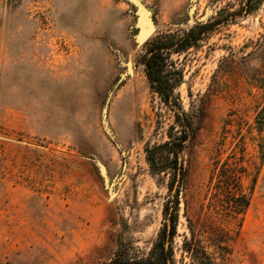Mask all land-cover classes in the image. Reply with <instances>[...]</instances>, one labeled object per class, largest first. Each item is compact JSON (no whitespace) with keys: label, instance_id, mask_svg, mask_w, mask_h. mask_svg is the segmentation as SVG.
<instances>
[{"label":"rangeland","instance_id":"374dc122","mask_svg":"<svg viewBox=\"0 0 264 264\" xmlns=\"http://www.w3.org/2000/svg\"><path fill=\"white\" fill-rule=\"evenodd\" d=\"M143 1L156 30L138 46L124 0H4L0 264H162L173 226L175 264L192 240L215 264H264V0ZM185 134L178 165L160 146ZM225 164L238 186H219Z\"/></svg>","mask_w":264,"mask_h":264},{"label":"trees","instance_id":"16d2710c","mask_svg":"<svg viewBox=\"0 0 264 264\" xmlns=\"http://www.w3.org/2000/svg\"><path fill=\"white\" fill-rule=\"evenodd\" d=\"M259 4V0H247L246 7L244 10L241 12H244L245 14H249L253 10L256 9V7ZM240 13V12H239ZM204 25L200 26L203 27ZM199 29L201 28H192L184 38L180 40V43H184V46L189 45L191 41H197L201 39V33L199 32ZM169 45H174L172 44H163L157 47L159 51H162L165 47H168ZM157 58V52H154L153 56L149 59V74L153 82H156L159 86H162L164 82L160 80L159 77L153 76V63L154 59ZM161 93L166 96V98H171L172 97V91L169 88H164ZM179 116V115H178ZM180 117V116H179ZM182 117V116H181ZM183 118V117H182ZM182 120V119H181ZM183 125L185 127H188L189 121L185 120L183 118ZM188 139V135L185 134L182 137L176 138L172 140L171 142H167L164 145L160 146V149H165L168 151L170 156L173 157L174 162L179 165L180 163V157L184 149V144L185 141ZM151 160V159H150ZM151 165H155V162L150 161ZM238 170L234 169V172H232L229 167L225 164L221 167L220 172L218 173V182L219 186L222 188L229 187L233 185H239L240 183V176L237 174ZM179 174H177V177ZM234 202L231 204L232 207V212L239 213L241 211H245L249 204L250 201L247 197L245 196H234ZM175 235V227L173 226L171 231H167V235L164 236L162 239H160V244L162 245V264H168V261L170 260L172 264H175L174 259H173V254H172V249H171V239ZM170 248H169V246ZM187 246V252L191 255L193 259V264H215L213 258L209 256L207 251L203 246H201L197 241L195 242L192 240L189 243H186Z\"/></svg>","mask_w":264,"mask_h":264},{"label":"water","instance_id":"95a60500","mask_svg":"<svg viewBox=\"0 0 264 264\" xmlns=\"http://www.w3.org/2000/svg\"><path fill=\"white\" fill-rule=\"evenodd\" d=\"M128 3H130L135 8V15H136V23H135V29L136 34L134 35V39L136 41V44L138 46H142L146 44L149 39L152 37L156 30V25L154 22V13L153 11L146 5V3L143 0H124ZM195 1V0H194ZM194 1L191 5V8L189 10V17H190V24H196L198 22L206 23L208 20L209 15L211 14V10L208 9L206 11V14L198 19V21H195L193 16L195 12V4ZM123 62V61H122ZM123 64L126 65L127 71L122 74L121 80H124L128 76L132 75V65L130 62H123ZM103 125L105 128L106 133L108 134L109 138L114 142V144L117 146V148L123 153L122 148L120 144L117 142L115 136L113 135L107 121V105L105 107L104 113H103ZM124 155V153H123ZM125 168V167H124ZM121 179V178H120ZM105 181L107 182L108 179L105 176ZM118 180H115L111 185L107 184V187L110 191V196L113 197L115 195L113 191L114 185ZM168 264H171V261H168Z\"/></svg>","mask_w":264,"mask_h":264},{"label":"crops","instance_id":"0c3cea01","mask_svg":"<svg viewBox=\"0 0 264 264\" xmlns=\"http://www.w3.org/2000/svg\"><path fill=\"white\" fill-rule=\"evenodd\" d=\"M3 2H4V0H0V11H2L1 9H2V6H3Z\"/></svg>","mask_w":264,"mask_h":264}]
</instances>
